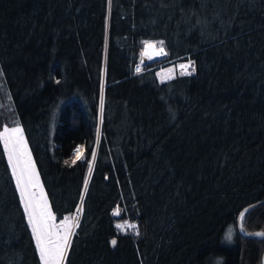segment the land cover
I'll return each instance as SVG.
<instances>
[{
	"label": "trees",
	"instance_id": "obj_1",
	"mask_svg": "<svg viewBox=\"0 0 264 264\" xmlns=\"http://www.w3.org/2000/svg\"><path fill=\"white\" fill-rule=\"evenodd\" d=\"M0 72L53 215L82 205L64 264H263L264 0H0ZM0 264H40L2 144Z\"/></svg>",
	"mask_w": 264,
	"mask_h": 264
},
{
	"label": "snow or ice",
	"instance_id": "obj_2",
	"mask_svg": "<svg viewBox=\"0 0 264 264\" xmlns=\"http://www.w3.org/2000/svg\"><path fill=\"white\" fill-rule=\"evenodd\" d=\"M144 50L141 56L152 59L153 56L167 55L162 47L163 42L144 41ZM143 63V61H141ZM181 75H191L195 71L193 62L180 64ZM136 71H141V65L137 64ZM173 70L168 69L166 73H158L162 82L171 79ZM99 131V130H98ZM0 144L3 145L4 154L7 157L8 166L11 169L12 178L15 181L16 190L20 196V203L24 209L25 217L32 231V237L36 245V250L40 258V264H64L68 249L71 246V236L75 234V227L78 226L79 213L82 205L77 209V213L71 217H64L59 224L55 223L56 217L53 215L48 205L47 197L43 193L40 184L39 174L36 172L35 164L31 154L28 152L27 144L23 137L22 129L17 126L12 129L5 128L0 132ZM95 152H93V157ZM84 158V149L77 146L74 150V159L71 164ZM65 163H69L65 161ZM71 164L69 166H71ZM92 171V163H89V173ZM87 184V179L85 180ZM83 199V197H82ZM247 210H245L246 212ZM245 212H241L240 219L243 221ZM120 209L114 210L113 215H119ZM118 229H135L136 225L117 224ZM241 230L243 227L241 225ZM231 229H229L226 239H231ZM253 235L264 238V232H257ZM113 240L112 244L115 245Z\"/></svg>",
	"mask_w": 264,
	"mask_h": 264
},
{
	"label": "rangeland",
	"instance_id": "obj_3",
	"mask_svg": "<svg viewBox=\"0 0 264 264\" xmlns=\"http://www.w3.org/2000/svg\"><path fill=\"white\" fill-rule=\"evenodd\" d=\"M147 41H149V42H160V41H156V40H147ZM163 47V46H162ZM144 50V43H143V45H142V48H141V50H140V52H139V55H138V59H137V61L138 62H136V64H135V66H134V70H135V72H137L136 71V66H137V64L139 63V57L141 56V53H142V51ZM165 51V50H164ZM165 57V55H161V56H155V57H153L152 59H145L144 61H143V63H141L140 65H141V70L143 69V66L145 65V63H147V62H155V61H158V60H160V59H162V58H164ZM190 62V60L189 59H184V60H180V59H164V60H162V61H160L159 63H157V64H152L151 66L155 69V74H156V76H157V78L159 79V80H161V78L157 75L158 73H166L167 72V70L168 69H172L173 70V73H172V76H174L175 74H179L180 72H181V69L179 68V65L180 64H188ZM3 108L6 110L7 108H9V109H11L12 108V103H11V100H10V94H9V92H8V90L6 89V87H5V85H4V82H3V79H2V77H1V72H0V110H3ZM17 126H19L21 129H22V127H21V124L19 123V121L17 120V121H15L14 122V124L13 125H11V126H9V125H7V124H1V126H0V132H2L5 128H8V129H12V128H15V127H17ZM22 132H23V130H22ZM23 137H24V140H25V142H26V139H25V136H24V134H23ZM26 144H27V142H26ZM77 146H81V145H77ZM76 146V147H77ZM76 147H74V149L76 148ZM27 149H28V146H27ZM74 149L72 150V153H73V159H74ZM28 152H29V149H28ZM32 158V157H31ZM33 161V160H32ZM34 163V162H33ZM36 168V167H35ZM36 172H37V169H36ZM38 173V172H37ZM40 180V179H39ZM40 184H41V182H40ZM42 185V184H41ZM43 188V187H42ZM43 193H44V190H43ZM44 195H45V193H44ZM114 210H116V209H114ZM114 210H113V212H114ZM72 216V215H71ZM70 216V217H71ZM64 219V218H63ZM62 219V220H63ZM61 221V220H60ZM60 221H58L57 220V218H56V221H55V223H57V224H59L60 223ZM125 222H127V225H129L130 223H132V221H130V220H119V221H117V224H124ZM126 229H128L127 228V226L125 227ZM254 234V233H253ZM263 253H264V250H263ZM263 253H262V256H263Z\"/></svg>",
	"mask_w": 264,
	"mask_h": 264
},
{
	"label": "water",
	"instance_id": "obj_4",
	"mask_svg": "<svg viewBox=\"0 0 264 264\" xmlns=\"http://www.w3.org/2000/svg\"><path fill=\"white\" fill-rule=\"evenodd\" d=\"M138 62V61H137ZM120 78H124L123 77H120ZM261 202H264V197L263 198H260V199H257V200H254V201H251L249 203H246L245 205H243L237 212V215H236V222H235V226H236V229L243 235H250V234H253V233H257V232H264V230H261V229H255V230H241V219H240V214L241 212H245V210H249L250 208L256 206L257 204L261 203ZM79 216H80V213H79ZM262 262L264 264V253H263V256H262Z\"/></svg>",
	"mask_w": 264,
	"mask_h": 264
},
{
	"label": "bare ground",
	"instance_id": "obj_5",
	"mask_svg": "<svg viewBox=\"0 0 264 264\" xmlns=\"http://www.w3.org/2000/svg\"><path fill=\"white\" fill-rule=\"evenodd\" d=\"M153 57H155V55H154ZM145 59H148V58H147L146 56H140V57H139V63H138V64H141V61H144ZM75 149H76V148H75ZM75 149H74V150H75ZM78 208H79V207H77V209H78ZM75 213H77V210L74 212V214H75Z\"/></svg>",
	"mask_w": 264,
	"mask_h": 264
},
{
	"label": "built area",
	"instance_id": "obj_6",
	"mask_svg": "<svg viewBox=\"0 0 264 264\" xmlns=\"http://www.w3.org/2000/svg\"><path fill=\"white\" fill-rule=\"evenodd\" d=\"M57 220H58V219H57ZM58 221H59V220H58ZM133 224L136 225L135 222H132V223H130L129 225H133ZM126 230H127V231H132V232H137V231H138V228H137V225H136L135 229L128 230V229L125 228L123 231H126Z\"/></svg>",
	"mask_w": 264,
	"mask_h": 264
}]
</instances>
